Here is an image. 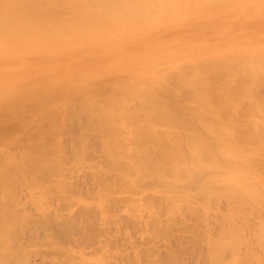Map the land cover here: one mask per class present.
Returning a JSON list of instances; mask_svg holds the SVG:
<instances>
[{"label":"bare ground","instance_id":"bare-ground-1","mask_svg":"<svg viewBox=\"0 0 264 264\" xmlns=\"http://www.w3.org/2000/svg\"><path fill=\"white\" fill-rule=\"evenodd\" d=\"M258 2L245 12L251 7L249 0H0V117L7 119L6 125L0 126V199L4 201L0 206V247L5 245V250L0 248V264L11 258L14 261L10 251L6 252V244L15 238L16 224L7 217L10 206H14L12 193L21 181V162L27 161L29 168L42 176L59 172L63 167L58 156L63 132L70 125L73 111L84 119L92 115L97 119L103 133L101 142L107 148L111 140L123 144L125 159L110 155L109 171H118L112 192L115 187L127 192L134 189L142 194L150 214L159 208V215L165 214L167 220L182 214L181 208L190 213L197 210L196 222L210 218L213 202L224 198L228 204L223 218L226 228L220 227L222 230L213 236L202 231L206 236L199 237L204 238V262L208 259L207 264H249L255 259L257 264H264V252L250 260L240 259L237 250L243 240L236 229L241 228L237 223L241 214L247 215L242 213L243 206L251 213L264 204V179L256 174L264 171L263 158L258 161L264 154V91L258 93L257 89L260 84L264 88V46H257L243 32L230 34L228 29L233 18L242 20L244 12L260 16L263 11L258 10L264 8V0ZM212 37H222L223 41L210 44ZM181 39L189 44L184 46ZM241 100L247 104L240 112ZM164 102H170L177 112L173 113L169 103L165 106ZM238 113L246 116L244 122L237 119ZM12 123L14 127L7 126ZM125 140H129L127 145ZM138 143L141 146L137 149L133 144ZM97 171V175L104 172ZM153 178L157 189L151 193L136 191L137 185L144 187L145 181ZM101 179L96 198L103 212L106 204L102 200L108 202L112 197H105L111 184L105 185L107 182ZM63 182L59 187L76 194ZM189 187H194L195 192L186 198L181 194ZM38 192L45 201L46 187ZM69 193L62 194L68 207L81 199ZM121 196V200L127 199ZM158 199L164 202L163 209ZM154 213L149 216L152 220L148 219L153 226L148 224L154 236L164 237L170 227L166 229L168 225L163 226L157 211V215ZM262 218L253 237L264 248V215ZM81 224L83 220L80 227ZM151 228L149 237L153 236ZM68 231L71 232L69 228ZM83 235L80 239L88 236ZM149 237L148 241L153 239ZM157 239V244L164 240ZM153 240L146 242L147 246L154 244ZM102 242L99 246L105 248ZM224 252H229L231 258L226 259L229 256ZM69 254L66 258L72 260V252ZM167 255L168 264H174L178 257L170 252ZM143 257L149 263L152 260ZM104 260L107 262V258Z\"/></svg>","mask_w":264,"mask_h":264},{"label":"rangeland","instance_id":"rangeland-1","mask_svg":"<svg viewBox=\"0 0 264 264\" xmlns=\"http://www.w3.org/2000/svg\"><path fill=\"white\" fill-rule=\"evenodd\" d=\"M249 3H252L251 7H249L248 9L245 7L247 9V10L245 9V12L250 10L251 8H253L254 7L253 5H256L259 2H258V0H252V1L249 0ZM60 4L62 5V3H60ZM63 6H65V5L63 4ZM260 11H263L262 13H264V8L258 10V12H260ZM245 12H244V14H245ZM262 13H260L261 17L260 16L255 17L254 15H250V14L246 13L245 15L244 14L242 15V20H241V18H235V19L233 18L234 22L232 19L231 24H229L230 27H228L229 33L230 34H236L237 31L243 32L245 36L248 35L247 37L249 38V40L251 38L250 41L253 40L252 42H257L258 43L257 46H264L263 45L264 44V17H262L264 15ZM261 20L263 23L260 22ZM237 21H239V22H237ZM258 22H259V24H258ZM254 27L255 28L259 27L260 29L261 28L262 29L261 30L259 28L255 29ZM240 28H242L243 30H241ZM192 30H190V31H192ZM258 30H259L260 34H258L259 32H257ZM247 32H248V34H247ZM253 32H254V34H253ZM260 35H263V36L261 37ZM253 36H255V37H253ZM258 36L260 38H258ZM222 37L224 38V36H222ZM222 37H216L217 39L215 37H212L210 39L213 40V42H211L210 39H209V42H210V44H214L215 42L218 43V41L222 42L223 41ZM213 38H215L216 40ZM253 38H255V40ZM224 39H226V37ZM256 39H259V40H256ZM181 41H182L184 46H185V44L186 45L189 44V43H187L186 40L181 39L180 42ZM180 42L178 40H177V43L175 42L176 45H178V47L181 46ZM193 46L198 47V45L196 46L195 44H193ZM95 74H96V72H95ZM97 78H101V77L98 75ZM260 85H262V84H260ZM260 85L257 88L258 93L260 90L262 92L264 91L263 85H262V87ZM261 94H263V98H264V92ZM244 101L245 100L239 101V111L240 112L243 111V107L245 108V106L247 104V102H244ZM160 103H163V102L160 101ZM171 103H173V102H171ZM191 103L193 104V106H195V103H193V102H191ZM164 104H165V106L168 104V106H169L168 108L171 109L172 112L175 111V109L172 108L173 105L172 104L170 105V102H164ZM175 112H177V111H175ZM242 114L243 113H240L239 117L237 118L241 122L243 120H245V117H246V116H243ZM227 118H229L228 121L231 122L230 117H227ZM0 119H3V117H0ZM5 120L7 121L6 118H5ZM6 121H4V119H3V121H1L2 123H0V126L6 125ZM69 122H70V125L68 124L69 129L68 128L64 129V132H63L64 138H63V142H62L63 147H62L61 152H59L60 154L58 155L60 158V162H62V163H59V165L63 166V167L61 166L62 168H60L61 172L57 171V172H53L52 174L44 173V175L42 176V174L40 172H34V170L29 168L27 161L21 162L22 163L21 164V167H22L21 170L23 171V172H21V174H22V176L20 177L21 181H20L19 185H16L14 192L12 193L11 199L14 201V206L13 207L10 206L9 210H11V211L8 212L9 214L7 217V218H9V220L13 221L16 225L18 224L17 226L19 229L17 230V226L15 225V228H16L15 229L16 234L14 236L15 238L12 237V240L10 238V240L13 243L10 242V245H9L8 244L9 241H8L6 244V252L9 250L10 252L9 251L8 252L11 253L10 256H12L14 259V261L12 260V258L9 259L6 264H11V263L12 264H80L85 259H86L84 261L85 263L83 262L82 264H89L88 263L89 261H90V263L93 262V264H146V263H144V261L145 262L147 261V263H149V261L143 259L144 258L143 256L147 257L148 255H150V252L152 253L150 256L152 257V255H153V257L152 258L150 256L147 257V259L148 258H150V260L152 259L149 264H153L154 263L153 261H157L154 264H157L158 262H159L158 264H161V261H162V264H163V262H164V264H166V263L168 264V262H170V261H168L169 260L168 255H167L168 252L176 255V257L179 258V259L175 258L174 264H179V263L180 264H207V263H209L208 259L206 260V262H204V258L205 257L207 258V256H205V257L203 256V255H205V252H204L205 246H203L204 244L202 243V241L206 235L212 234L211 236H213L215 233H218L217 231H219V229H221L222 227L226 228V226L224 225V222H226V221L223 220L225 213L228 211V204H227L226 200L224 198H220V199L216 198L217 200H215L213 202V206L211 207V211H212L213 215H211L210 218L207 217L206 221L203 220L201 222L195 221L197 219L195 213L199 212L197 210L194 212H191V213L189 210H187L188 211V213H187V211L183 212L182 208H181L182 214L177 213L180 211L179 210V211L175 212L178 214L176 217H174L175 214H174V216H172V217H174V219H171V220L168 219L167 220L165 217V214H161V216L159 215V212L160 211L162 212V210L159 211L158 210L159 208L158 209L156 208L155 210L157 211L158 216L161 217L162 220L161 219L160 220H161L163 226L168 225L166 227V229L168 227H170V228L166 230V231H168L167 233L164 231L166 233V235L164 237L167 236V238H168V239L166 238L167 240H165L164 237H160V235L154 236V234L152 233L154 231L153 227H152L153 222L148 220V219L152 218V216H151V218H149V216L152 213H154V211L151 214L149 213V208L146 206L145 201H144L145 199H143L142 194L135 192L134 189L130 190L131 192H127L128 189H127V191L126 190H119V189H116V187H115V192H114V189H113V192L111 191L112 186L115 184L113 181H116V175L115 174H117L118 171L117 170L115 172L109 171V168L112 166L110 155L114 156L117 154V155L121 156L123 159H125L123 144L119 145L115 141L111 140V143H110L111 145L109 148H107L104 141L101 142V136H103V133H102L100 124L98 123L97 119L93 115L88 119H84L82 117H79V115L76 114L75 111H73L71 114ZM13 124L14 123L9 124L7 126L12 128ZM128 142H129V140L128 141L125 140L126 145L128 144ZM37 144L39 145V143H37ZM133 145H136L137 149L139 146H141L140 143L133 144ZM260 156L261 157L258 158V161H260L263 158L262 159V165L263 166L261 167V168H263L264 167V161H263L264 160V154H262ZM63 160H64V162H63ZM256 161H257V159H256ZM257 162H255V163L258 164ZM256 164L254 165L256 167L255 169H257V166H258V165L256 166ZM259 167H260V162H259L258 168ZM97 169H100V170L103 169L104 172L101 173L100 175H97V174H99ZM263 170H264V168H263ZM256 172H257L256 173L257 175L263 177V179H264V174H263L264 171L262 172V170H261V172L260 171L259 172L256 171ZM47 174H49V175H47ZM98 176H99V179L97 178ZM101 176H103V177H101ZM37 178L42 179V180L36 181ZM61 179L63 181L66 179V182L64 181L65 182L64 183ZM100 179L107 182L105 185L111 184L110 190L108 189L107 191L112 192V193H109V192L105 191V195L108 194L105 197L106 198L109 197V199H111L109 196V195H111L112 199L109 200L107 198L109 200V201L107 200L108 202H106V199H104V201L102 200V204H103V202H105V204H106V207H103V212L99 209L100 202L96 198L97 197L96 195H98L99 191L101 190L99 188V187H101ZM62 182L64 185H66L65 187H69L68 185H70L69 189H73V191L76 192V194L75 193L73 194V192H70L72 190H70V191L68 190L71 193V195H73L72 197L79 196L81 198V199L78 198L79 202L77 204H75L74 206H70V204H69V207H68V204H67V206L65 205L66 202H64V200H63L65 197L63 195H66V193H69V192L67 190H66L67 191L66 192L64 187H63L64 190L62 189V187H59ZM145 182L147 183V185H145L146 183H144V185L147 186V188H144L145 186L143 187L142 185H137L136 191H138V189H142V190H145V192L151 193L153 190L158 188V183L154 178H153V180L149 179V180H146ZM68 183H70V184H68ZM71 184H72V186H71ZM35 186H36V189L34 188ZM37 186L39 188L46 187L47 195L46 196L43 195L46 198V200H45L46 202L44 200H42L40 193L38 192L39 188ZM106 189L107 188H105L104 190H106ZM184 190L185 191H183L181 195L186 197V198H190L191 196L189 194L195 192L194 187H189V188H186ZM77 193H79V194L77 195ZM120 193L122 194V196H124L127 199L121 200V198H120L121 194ZM61 195L63 198L61 197ZM14 196H15V198H14ZM59 196L62 198V200ZM117 197H119L120 200H119V198L117 199ZM128 198H130V199H128ZM158 200H159V202L161 201L160 199H158ZM3 202L4 201L2 199H0V206L3 205ZM62 202H64V203H62ZM60 204H61L62 208L60 207ZM96 204L98 207L96 206ZM157 204L159 206L162 205L161 209H163L165 207L164 202L162 204H161V202L157 203ZM46 206H49V207H46ZM214 206H215V208H213ZM243 207L245 209L247 208V206H243ZM13 209H15V210H13ZM58 209L60 210V213H59ZM245 209L242 211V213L243 212L247 213V215L240 213L241 217H239L237 220L238 225H240V227L242 229L239 227L236 228L237 231L239 232V234L241 233L240 235H242V238H243V239L241 238V240H243V241H242V243H240L241 245H238L239 247L237 250V254L239 255L240 259L242 258V261L244 258H247V260L248 259L250 260L251 259L250 257H254L255 255H258V256L262 255L264 252V248L262 246H260L255 241V240L258 241L257 237L254 238L256 236L255 233H257L256 231L258 229L259 221H261V218L264 215L263 214L264 213V204L260 205V207H258L257 211L253 210L251 213L246 212ZM50 210H52V212ZM55 211H58V213ZM156 211L153 215H157ZM148 213H149V215H148ZM56 214H58V215H56ZM67 217H68V219H67ZM60 218H61V220H60ZM163 218H164V220H163ZM194 218H195V220H194ZM58 219L61 222L64 221L66 223V225L64 222L61 223ZM129 219H130V221H129ZM39 220H41L40 223H39ZM82 220H83V224H81V227H80V223ZM173 220L175 221V223L171 222ZM26 221H28V223H29L28 226H27ZM125 221L127 223H125ZM168 221L171 223H168ZM36 222L39 224L37 225ZM132 222H135V223H132ZM149 222L152 226L150 224H148ZM204 222H206V223H204ZM196 223H197V225L195 227L194 225ZM203 223L205 226L201 225ZM62 224H64V225H62ZM23 225H26V226H23ZM82 225H84V228L82 227ZM199 225L204 226L205 228H203V227L201 228ZM117 226H119V227H117ZM25 227H27V228H25ZM36 227H37V229H36ZM88 227L89 228L92 227L93 232H92V228L90 229L91 230L90 231ZM130 227H131V229H130L131 231L129 230ZM148 227L151 228V235H153L150 237H153V239H155V238L157 239L158 237H156V236H159L160 240H162V238H163L164 240H162V241H164L165 243L160 241L161 243L158 242V244H157L156 239H155V241L153 239H151V240L149 239V241H148L147 237H149V235H150L149 234L150 229ZM194 227H195L196 231L194 230ZM197 227L200 228L201 232L199 231V229ZM33 228L35 230H33ZM68 228H69V230H71V232L68 231ZM96 228H97V230H96ZM132 228H134V229H132ZM190 228H192V229H190ZM85 229H86L85 232H91V234H90L91 238L89 237L90 236L89 233H87V234L83 233L84 232L83 230H85ZM94 229H95V231H94ZM98 229L100 231H98ZM197 229H198V232H197ZM16 230L20 234L19 233L17 234ZM20 231L21 232L23 231V232L21 233ZM103 231L107 235L103 234ZM202 231L206 235H204V233H202ZM49 232H50L51 237L48 236ZM35 233H36L37 237H36V235H34ZM51 233H55L56 235L55 234L53 235ZM110 233H111V236H110ZM168 233L170 235H168ZM83 234L88 235L86 237H89L90 239L89 238L87 239L86 237L82 238L83 240H85L82 242V239H80V238L84 236ZM194 234H195V236L193 237ZM112 235H114V236H112ZM202 235H204V238L203 239L199 238V237H203ZM16 236L18 237V239ZM64 236H66V237H64ZM100 236L102 237L101 239H100ZM104 236H105V238H104ZM106 236H108V237H106ZM68 237H70V238H68ZM93 237H94V239H93ZM33 238H35V239L37 238V239L35 240ZM63 238H64V241H63ZM106 238H108L109 243H107ZM159 238L157 239V241H159ZM91 239H93V240H91ZM194 239H196V240H194ZM197 239H199V240H197ZM86 240H87V242H86ZM105 240H106V242H104ZM152 240H153V243L155 242L154 244H156L157 247H156V245L151 246V245H154V244H151ZM72 241H74V242H72ZM102 241L104 242L105 248H103V247L101 248V246H99V243H101ZM114 241H115V243H114ZM167 241H168V243L166 245ZM197 241H200V242H197ZM54 242H55L56 246L53 245ZM81 242H82V244H81ZM84 242H86V243H84ZM103 242H102V244H103ZM146 242H151V243H148V244H151L150 245L151 248H150V246H147ZM106 243L110 246H108ZM200 243H202V244H200ZM20 244L24 245V247L20 248V246H21ZM14 245H15V247L18 245L19 250L17 249V247L16 248L13 247ZM158 245H160V246L158 247ZM25 246H27L28 248ZM72 246H74V247H72ZM145 246L148 247L147 250L145 249ZM168 246H169V248H167ZM3 247H5V245L2 246V248ZM7 247H8V249H7ZM154 247H156L155 251H154ZM72 248H73V250H71ZM3 249L5 250V248H3ZM16 249H17V251H16ZM151 249H153V250L151 251ZM166 250H172V251L167 252ZM26 251H29L28 254H26ZM37 251H38V253H37ZM69 251L72 252V254H71L72 260H70V258L69 259L66 258L69 254ZM106 251H107V254H106ZM143 251L145 252V254H142ZM146 251L149 252V254L147 256H146ZM64 252H67L68 254L66 253L67 255L65 254L66 255L65 256V255H63ZM153 252H156V253H153ZM175 252H176V254H175ZM201 252H204V254ZM20 253H21V255L22 254L23 255L21 256ZM140 253H141V256H140ZM24 254H26L25 258H24ZM102 254H104V255H102ZM108 254H111V255L114 254L115 256H114V258H113V255L112 256L110 255L109 257L108 256L105 257V258H107V262H106V260H104L105 258L103 256H106ZM156 254H158V255L156 256ZM196 254H200V255L196 256ZM227 254L229 256V252L225 253V255H227ZM10 256H9V258H10ZM164 256H166V257H164ZM158 257L160 259H158ZM225 257L223 255V258H225ZM96 258H97V261H96ZM154 258H156V259L154 260ZM229 258H231V255L226 259H229ZM166 259L168 262L166 261ZM252 261L253 262L250 261V263L248 261L247 262L249 264H253V263L257 264L255 259L254 260L252 259Z\"/></svg>","mask_w":264,"mask_h":264}]
</instances>
